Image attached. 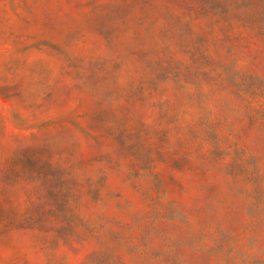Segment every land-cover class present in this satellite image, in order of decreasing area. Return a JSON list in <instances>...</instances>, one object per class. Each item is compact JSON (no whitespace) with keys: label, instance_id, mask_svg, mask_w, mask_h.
I'll use <instances>...</instances> for the list:
<instances>
[{"label":"rangeland","instance_id":"374dc122","mask_svg":"<svg viewBox=\"0 0 264 264\" xmlns=\"http://www.w3.org/2000/svg\"><path fill=\"white\" fill-rule=\"evenodd\" d=\"M0 0V264H264V0Z\"/></svg>","mask_w":264,"mask_h":264},{"label":"trees","instance_id":"16d2710c","mask_svg":"<svg viewBox=\"0 0 264 264\" xmlns=\"http://www.w3.org/2000/svg\"><path fill=\"white\" fill-rule=\"evenodd\" d=\"M201 3V8H203V12H206V10H210L213 6H221L223 3H225L226 0H198Z\"/></svg>","mask_w":264,"mask_h":264}]
</instances>
